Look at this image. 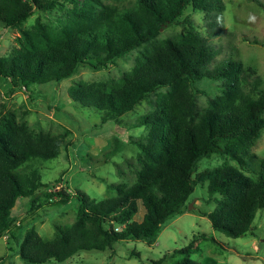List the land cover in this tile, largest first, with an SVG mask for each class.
Listing matches in <instances>:
<instances>
[{"label":"trees","instance_id":"obj_1","mask_svg":"<svg viewBox=\"0 0 264 264\" xmlns=\"http://www.w3.org/2000/svg\"><path fill=\"white\" fill-rule=\"evenodd\" d=\"M63 1L73 3L74 9L60 37L32 38L23 31L21 48L0 57V77L27 90L31 85L58 84L85 65L95 70L114 65L137 51L132 70L118 79L78 82L67 93L82 108L97 111L101 124L119 122L136 106L155 98L152 110L128 127L146 132L132 142L139 149L136 160L142 172L131 187L107 185L117 192L110 199L96 201L79 191L49 192L31 163L55 158L59 142L33 137L25 125L3 120L0 237L11 226V210L18 199H28L31 210L49 200L57 205L73 199L77 210L71 226L57 225L49 241L32 229L17 242V256L24 264L63 263L80 251L111 250L120 241L151 246L162 225L181 216L195 186L204 183L207 203L216 195L224 199L207 215L211 228L234 239L252 236V223L264 208V158L251 151L264 129V89L260 78L251 76L252 70L247 68L248 72L241 62L226 58L211 66L219 51L184 16L187 10L203 13L208 33L217 34L225 9L222 0H130L122 7L84 0L78 9L79 0ZM251 1L264 16V4ZM56 7L61 4L55 0H0V26L16 28L34 11ZM174 25L182 32L161 39V30ZM212 84H218L220 96L209 98L199 109L198 95L209 97ZM212 155L235 167L224 163L196 173L197 164ZM17 162L25 164L20 167ZM138 213L140 219L134 220ZM201 240L215 243L204 234L193 236L187 245L150 264H164L175 255L181 259L173 264H195L191 255Z\"/></svg>","mask_w":264,"mask_h":264},{"label":"rangeland","instance_id":"obj_2","mask_svg":"<svg viewBox=\"0 0 264 264\" xmlns=\"http://www.w3.org/2000/svg\"><path fill=\"white\" fill-rule=\"evenodd\" d=\"M55 1L61 7L46 12L34 11L16 28L0 26V57H6L21 48V43L25 41L23 31L30 33L32 38L43 35L60 37L61 30L70 23L74 4ZM129 1L99 0L106 7H122ZM259 1L264 4V0ZM83 2L79 0L76 9ZM222 2L225 6L222 29L217 34L208 33L203 13L187 10L184 16L189 17L204 40L219 51L211 66L226 58L241 62L245 69L252 70L251 76L260 78L261 88L264 89L263 12L251 0ZM181 32L182 27L179 25L166 27L161 30L160 38ZM137 55L138 52L133 51L116 60L114 65L109 64L98 70L85 65L72 77L58 84L31 85L27 90L12 87L8 80L0 77V123L8 120L11 125L23 124L33 137H48L59 142V154L55 158L31 163L39 172L41 183L48 185L52 193L62 191L74 195L79 191L100 201L117 195L107 185L131 187L136 183L142 166L136 160L139 149L132 142L146 132L142 128L128 127L136 117L152 110L150 103L155 98L142 102L120 118L119 122L101 124L97 111L82 108L68 97L67 91L78 82L97 84L118 79L132 70ZM217 85L212 84L209 97L198 95L199 109L206 107L209 98L220 96ZM251 151L264 158V129L258 132ZM17 163L20 167L25 164ZM224 163L235 167L233 162L212 155L197 164L196 173L221 167ZM207 196L206 183L197 184L188 199L190 207L187 206L181 216L166 221L151 246L142 241H120L111 250L80 251L63 263L48 261L45 264H150L164 255H170L175 249L187 245L193 236L201 234L214 239L215 243L199 241L191 255L195 264H264V208L257 212L252 223L253 235L234 239L211 228L207 215L215 211L224 199L216 195L207 203ZM53 200L58 202L59 198L55 196ZM49 201L36 204L33 210L29 208L26 198L15 202L11 210V226L0 237V264H24L17 256V245L26 232L33 229L43 241H49L54 238L57 225L71 226L74 223L77 210L75 200L57 205H51ZM141 215L138 213L133 219L139 220ZM180 259L175 255L164 264H173Z\"/></svg>","mask_w":264,"mask_h":264},{"label":"built area","instance_id":"obj_3","mask_svg":"<svg viewBox=\"0 0 264 264\" xmlns=\"http://www.w3.org/2000/svg\"><path fill=\"white\" fill-rule=\"evenodd\" d=\"M48 191L51 192V190H48ZM114 230H115V231H119L118 228H116V227L114 228Z\"/></svg>","mask_w":264,"mask_h":264},{"label":"water","instance_id":"obj_4","mask_svg":"<svg viewBox=\"0 0 264 264\" xmlns=\"http://www.w3.org/2000/svg\"><path fill=\"white\" fill-rule=\"evenodd\" d=\"M188 207H190V206H188ZM189 209V208H188Z\"/></svg>","mask_w":264,"mask_h":264}]
</instances>
